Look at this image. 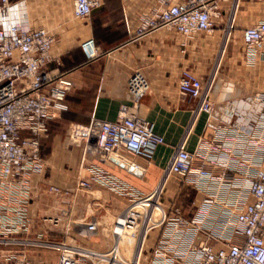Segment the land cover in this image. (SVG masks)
Masks as SVG:
<instances>
[{
    "label": "built area",
    "instance_id": "1",
    "mask_svg": "<svg viewBox=\"0 0 264 264\" xmlns=\"http://www.w3.org/2000/svg\"><path fill=\"white\" fill-rule=\"evenodd\" d=\"M240 1L160 0L141 15L131 39L159 28L174 31L185 39L210 32L215 20L223 15L220 4L225 3L227 40ZM100 5L101 0H72V14L84 20ZM16 8L17 3L0 0V264H44L40 251L56 253L55 264H129L130 238L116 248L112 244L97 250L71 236L74 221L68 210L62 217L43 218L47 225L44 223L40 230L28 212L32 177L45 167L40 136L48 121L65 110L64 100L73 85L52 55L53 33L45 26L7 19ZM242 42L248 54L264 57V19L243 29ZM80 47L87 60L101 54L92 37L82 40ZM214 76L203 81L189 69L181 71L178 90L196 101L194 112L212 115L210 93ZM146 87L139 72L132 74L127 86L131 103L120 105L116 119L92 118L88 124H74L68 138L86 142L102 158L114 155L122 159L143 176L145 168L134 159L150 163L159 141L153 123L139 117L136 111ZM256 99L261 102L264 97ZM262 123L261 129L243 132L232 123L210 122L211 137L201 139L194 152L186 149L187 135H183L166 168L167 175H182L202 193V199L191 217L183 216L177 207L164 210L163 221L149 229L159 228L157 241L150 248L143 243L136 264H264V120ZM236 155H243L247 162L240 177L231 170ZM196 160L199 167H194ZM208 163L222 169L205 172L203 167ZM250 164L256 168L251 169ZM96 179L120 195L132 196L124 182L107 173L97 174ZM78 187L90 189L91 184L80 180ZM49 189L60 192L57 187ZM62 218L64 237L49 239ZM82 221L84 228L79 235L89 240L97 234L99 223L96 219ZM116 253L129 254V258L120 263L119 259H112Z\"/></svg>",
    "mask_w": 264,
    "mask_h": 264
},
{
    "label": "crops",
    "instance_id": "2",
    "mask_svg": "<svg viewBox=\"0 0 264 264\" xmlns=\"http://www.w3.org/2000/svg\"><path fill=\"white\" fill-rule=\"evenodd\" d=\"M10 1L17 3V8L9 12L7 19L22 20L31 26H45L53 33L55 42L52 55L58 59L60 70L73 85L64 100L65 110L60 116L48 121L46 131L40 136V153L45 167L42 173L32 177L28 208L38 230L44 226L43 218L62 217L63 212L68 210L70 219L74 221L71 224V236L97 250L108 247V241L100 232L89 240L79 235V231L84 228L82 220H97V216L87 215L86 210L81 212L76 206L78 182H90V191L93 192L91 203L99 204L98 210L107 207L113 212L121 209L126 199L101 183L96 175L107 173L119 182H124L130 192L139 185L140 177L102 158V155L90 150L86 142L70 140L66 133L72 125L88 124L92 118L115 120L120 105L131 103L127 98L128 79L136 72L147 83L138 101L137 114L153 123L154 132L159 138L150 163L140 158L134 159L145 168L141 177L146 180L144 183L153 184L162 176H165L166 181V168L183 135H187L186 149L194 152L201 139L211 137L210 122L232 123L243 132L262 128L264 100L260 102L256 96L264 97V57L251 56L245 51L242 31L251 23L264 19V0L240 1L227 40L224 30L228 6L225 3L220 4L223 15L215 20L210 32L185 39L174 31L159 28L131 39L139 26L141 15L157 6L160 0H101V5L81 21L73 18L72 0ZM87 37H92L101 49V54L92 60L86 59L80 47L81 41ZM184 69L193 71L203 81L209 75H215L210 93L212 115L194 112L196 101L180 94L178 79ZM79 95L80 101L77 99ZM79 113L86 114L80 118ZM23 134L28 135V132L24 131ZM255 157L258 160V155ZM233 164L231 170L240 177V172L247 165L243 155H236ZM199 165L200 162L196 160L194 167ZM250 168L255 169L256 166L250 164ZM221 169L212 163L203 167L205 172H219ZM170 176L165 188L167 208L171 211L177 207L183 216H193L202 193L182 175ZM50 187H57L60 192L55 193ZM181 188H190L195 192L190 204H187V194L184 195L186 203L177 199ZM96 192L97 196L94 195ZM123 210L116 216L112 231ZM127 219L117 246L125 232ZM64 223L62 218L48 238L62 239ZM158 235L159 230L150 233L147 248L154 245ZM136 236L131 251L134 264L137 263L133 260ZM40 253L44 264L56 263V253ZM114 257L120 258L117 253Z\"/></svg>",
    "mask_w": 264,
    "mask_h": 264
},
{
    "label": "rangeland",
    "instance_id": "3",
    "mask_svg": "<svg viewBox=\"0 0 264 264\" xmlns=\"http://www.w3.org/2000/svg\"><path fill=\"white\" fill-rule=\"evenodd\" d=\"M73 18L76 21H81L80 19H76L74 16H73ZM77 99H79V101H80L81 96L79 95ZM84 99H85V97H84ZM87 99L88 98L86 96V100ZM79 105H81V103ZM79 105L77 106L78 109L80 107ZM79 111H81V110H79ZM84 114H86V113H79L78 115L81 118V116ZM77 124H80V123H77ZM81 124H84V123H81ZM72 127H73V125L68 129V131L70 130L69 133L72 131V129H71ZM68 131L66 133L67 137L69 136ZM169 179H171V176L167 175L166 181H165L164 185L162 186L160 193L157 195V201L160 204V206L163 207V209L165 211L168 210V208H167L168 202H167V198H166L167 194L165 193V188L167 185V181ZM145 181H146L145 179L140 177L138 180L139 185L137 187H134V189L132 190V196L130 198L128 196H123L126 199L125 204H123L121 209H119L117 211H113V212H111L110 210H107L108 209L107 207L105 209H102V211L98 210L97 207H100V205L95 203V202L91 203L90 197H91V193H93V192H91L90 189L79 188L78 193L75 195L77 197L75 200L76 206L79 208V210L81 212L86 210L87 212L85 211V213H87V215L95 214V216H97V221L99 223L98 224V232H100L101 235L106 239V241H108V245H109L108 247H112V244L113 245L116 244V240L114 239V236L112 233V227H113V223H114L118 213L121 212L123 209H125V207L127 205L131 204L132 202H135L136 200H141V199L147 197L150 193H152L154 187L156 186V184L158 182L156 180L157 182H155L153 184H150V183L147 184V183H144ZM185 194H187V197H188L187 200L188 201L185 199V196H184ZM94 195L97 196L98 192H96V194L94 193ZM194 197H195V192L192 189L188 188L185 190L184 188H181V191L179 192L177 199L182 200L183 203H186V201H187V204H190L191 201L194 199ZM140 211H141L140 209H137V210H133L131 212L130 217H128V219H127L125 232L123 233V235L119 241V245H120L125 239L130 238V242H131L130 249H131V251H132V245L134 244L135 236H136V234L138 232V228L140 226V219H141L140 218L141 217ZM152 218L154 220L157 219L158 214L153 212ZM157 230H159V228H152L151 230H149V232L147 231L148 234L146 233L147 234V236L145 235L146 239L144 238L145 241H143L144 247L146 246V244L148 242L150 233L152 231H157ZM77 242L80 243L81 241L78 239ZM87 246H89V245H87ZM142 246H143V244H142ZM130 256H131V254H130ZM119 257H120L119 259L122 262L123 259L129 258V254L121 253V255H119ZM137 260H138V258H137ZM131 263H132V256H131V261L129 264H131Z\"/></svg>",
    "mask_w": 264,
    "mask_h": 264
},
{
    "label": "bare ground",
    "instance_id": "4",
    "mask_svg": "<svg viewBox=\"0 0 264 264\" xmlns=\"http://www.w3.org/2000/svg\"><path fill=\"white\" fill-rule=\"evenodd\" d=\"M133 164L134 163L131 162V165H133ZM164 181H165V176H162L160 178V180L158 181L154 191H152V193H150L147 197H145L141 200H136L135 202L129 204L123 210V212L118 216L116 223L114 225L112 233H113L114 239L116 240L115 247H117V242H118V239L120 238L121 233L124 229L127 217L131 214V212L133 210H137V209L141 210L140 211V213H141L140 226H139V230L137 232V236H136V240H135V249L133 252V260L134 261H136L137 258L139 257V252H140V249H141V246L143 244V241H144V238H145L147 231L152 226L158 225L163 221L165 211H164L163 207H161L160 204L158 203L157 195L159 194V192H160V190L164 184ZM153 212L158 214V218L155 220L152 218ZM112 259L116 260L118 258L112 257ZM120 263H122V262H120ZM131 264H134L133 261Z\"/></svg>",
    "mask_w": 264,
    "mask_h": 264
},
{
    "label": "water",
    "instance_id": "5",
    "mask_svg": "<svg viewBox=\"0 0 264 264\" xmlns=\"http://www.w3.org/2000/svg\"><path fill=\"white\" fill-rule=\"evenodd\" d=\"M109 160H111L112 162H114L115 164L119 165L120 167L129 170L130 172L138 175L139 177L142 176V172L138 169L133 168L132 166H130L127 162L123 161L122 159L111 155L108 158Z\"/></svg>",
    "mask_w": 264,
    "mask_h": 264
}]
</instances>
